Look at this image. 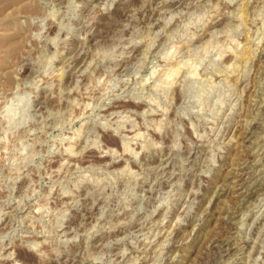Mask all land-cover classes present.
<instances>
[{"label":"rangeland","instance_id":"374dc122","mask_svg":"<svg viewBox=\"0 0 264 264\" xmlns=\"http://www.w3.org/2000/svg\"><path fill=\"white\" fill-rule=\"evenodd\" d=\"M0 264H264V0H0Z\"/></svg>","mask_w":264,"mask_h":264},{"label":"bare ground","instance_id":"6f19581e","mask_svg":"<svg viewBox=\"0 0 264 264\" xmlns=\"http://www.w3.org/2000/svg\"><path fill=\"white\" fill-rule=\"evenodd\" d=\"M242 53V52H241ZM243 55V54H242ZM226 70V69H225Z\"/></svg>","mask_w":264,"mask_h":264}]
</instances>
